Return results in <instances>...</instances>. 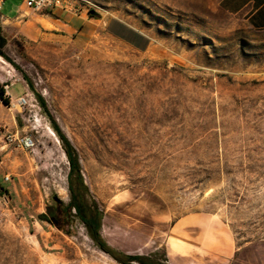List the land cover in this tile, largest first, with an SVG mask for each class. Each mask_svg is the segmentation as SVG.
<instances>
[{"label":"rangeland","instance_id":"1","mask_svg":"<svg viewBox=\"0 0 264 264\" xmlns=\"http://www.w3.org/2000/svg\"><path fill=\"white\" fill-rule=\"evenodd\" d=\"M9 2L17 9L23 0ZM75 2L91 10L74 16L83 23L73 33L7 24L0 77L17 81L12 95L28 103L0 107V188L11 198L0 264H120L74 211L65 216L71 186L87 210L97 202L101 234L119 252L264 264V31L214 0ZM113 18L150 36L151 50L111 37L104 21ZM37 96L76 149L89 193L70 177ZM14 134L35 146L16 148ZM191 215L201 216L200 230L177 234Z\"/></svg>","mask_w":264,"mask_h":264},{"label":"crops","instance_id":"2","mask_svg":"<svg viewBox=\"0 0 264 264\" xmlns=\"http://www.w3.org/2000/svg\"><path fill=\"white\" fill-rule=\"evenodd\" d=\"M10 0H0V11L7 7L9 14L0 13V50L7 46L8 23L13 21L25 22V24H37L40 28L52 27L55 31L65 33L75 32L77 25L83 23V18H76L61 10H55L48 14L31 13L24 2L17 9L11 7ZM216 6L228 16L243 19L247 25L257 31H264V0H214ZM13 6V4H12ZM82 19V20H80ZM106 32L115 40L140 53H147L152 48V39L147 34L137 30L126 21L118 18L104 21ZM33 32V31H32ZM35 34V32H33ZM200 215L184 217L175 225L176 233L190 235L191 232L200 230ZM189 238V237H186Z\"/></svg>","mask_w":264,"mask_h":264},{"label":"trees","instance_id":"3","mask_svg":"<svg viewBox=\"0 0 264 264\" xmlns=\"http://www.w3.org/2000/svg\"><path fill=\"white\" fill-rule=\"evenodd\" d=\"M1 55L3 56L2 53ZM30 87L32 89V86ZM37 97L39 99L41 107L44 109L45 113L47 114L51 122L53 131L58 136L62 144V147L64 149V152L69 160L70 169H71L70 177L73 179L74 175L76 174L77 181L79 182V186H81L86 192L89 193L87 186L84 184L81 166H80V160L76 149L74 148L68 137L64 134L61 127L51 117V114L49 113L43 98L41 96H37ZM70 192H71V202L70 204L65 206L63 210L66 214L65 216L66 217L71 216L72 211H74L76 213V217L87 227L90 237L99 247V249L104 253H106L107 255H109L115 261H117L120 264H132V262H135L137 264H171L166 258H158L157 256L154 255L130 256L112 248L106 242V240L103 238L101 234V228L103 224L102 223L103 213L100 212L97 202L95 200L93 202L94 210L92 209L87 210V205L83 200V196H80V194L78 193V191L74 186H71ZM55 200L57 201V203L62 205V202L60 200H58L57 198H55ZM51 214L54 215L53 212H51ZM39 220L43 222L49 221L48 216L46 214L40 215Z\"/></svg>","mask_w":264,"mask_h":264},{"label":"built area","instance_id":"4","mask_svg":"<svg viewBox=\"0 0 264 264\" xmlns=\"http://www.w3.org/2000/svg\"><path fill=\"white\" fill-rule=\"evenodd\" d=\"M29 10L34 13L47 12L53 13L55 10H61L73 16H82L88 14L91 10L86 3H78L66 0H23ZM4 79L0 77V107L10 108L11 106H25L28 103L26 96L15 98L12 95V88L17 81H12V78ZM1 131V128H0ZM7 141L10 144H16V148L31 149L35 146V142L30 136L19 137L18 134L8 135ZM6 181H10V176L5 177ZM11 210V198L0 188V223L4 220L7 213Z\"/></svg>","mask_w":264,"mask_h":264},{"label":"water","instance_id":"5","mask_svg":"<svg viewBox=\"0 0 264 264\" xmlns=\"http://www.w3.org/2000/svg\"><path fill=\"white\" fill-rule=\"evenodd\" d=\"M91 15H92V16H97V15H98V12H97V11H92V12H91Z\"/></svg>","mask_w":264,"mask_h":264},{"label":"bare ground","instance_id":"6","mask_svg":"<svg viewBox=\"0 0 264 264\" xmlns=\"http://www.w3.org/2000/svg\"><path fill=\"white\" fill-rule=\"evenodd\" d=\"M66 1H69V0H66Z\"/></svg>","mask_w":264,"mask_h":264}]
</instances>
